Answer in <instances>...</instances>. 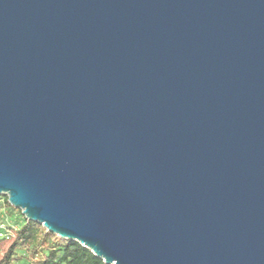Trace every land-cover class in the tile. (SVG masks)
<instances>
[{"label":"water","instance_id":"water-1","mask_svg":"<svg viewBox=\"0 0 264 264\" xmlns=\"http://www.w3.org/2000/svg\"><path fill=\"white\" fill-rule=\"evenodd\" d=\"M0 195L107 264H264V0H0Z\"/></svg>","mask_w":264,"mask_h":264},{"label":"trees","instance_id":"trees-1","mask_svg":"<svg viewBox=\"0 0 264 264\" xmlns=\"http://www.w3.org/2000/svg\"><path fill=\"white\" fill-rule=\"evenodd\" d=\"M3 199L5 205L0 203V213L5 207L22 213L9 203L6 195ZM1 224H5L14 237H0L3 241L12 240L2 254L0 264H107L80 242L59 237L41 223L27 219L24 214L19 226L9 224L5 219Z\"/></svg>","mask_w":264,"mask_h":264},{"label":"rangeland","instance_id":"rangeland-1","mask_svg":"<svg viewBox=\"0 0 264 264\" xmlns=\"http://www.w3.org/2000/svg\"><path fill=\"white\" fill-rule=\"evenodd\" d=\"M4 195H0V203L5 205V200L3 199ZM18 209V208H17ZM5 219L9 224L19 226L23 219V213H20L18 210H9L8 207H5V210H2L0 213V223ZM12 240L3 241L0 240V258L2 254L8 249Z\"/></svg>","mask_w":264,"mask_h":264},{"label":"built area","instance_id":"built-area-1","mask_svg":"<svg viewBox=\"0 0 264 264\" xmlns=\"http://www.w3.org/2000/svg\"><path fill=\"white\" fill-rule=\"evenodd\" d=\"M8 230L6 229V226H5V224H1L0 225V237H7V238H10V237H14V234H13V232L12 231H8Z\"/></svg>","mask_w":264,"mask_h":264}]
</instances>
